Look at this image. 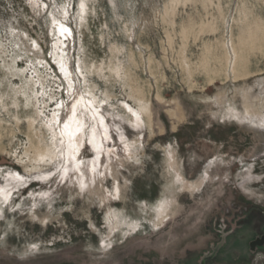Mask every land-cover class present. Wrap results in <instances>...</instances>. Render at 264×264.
I'll return each instance as SVG.
<instances>
[{"label":"rangeland","instance_id":"1","mask_svg":"<svg viewBox=\"0 0 264 264\" xmlns=\"http://www.w3.org/2000/svg\"><path fill=\"white\" fill-rule=\"evenodd\" d=\"M77 59L106 101L99 167L86 129L83 177L31 180L62 147L39 116L66 99L52 62L75 80ZM0 209V264H264V0H0Z\"/></svg>","mask_w":264,"mask_h":264},{"label":"snow or ice","instance_id":"2","mask_svg":"<svg viewBox=\"0 0 264 264\" xmlns=\"http://www.w3.org/2000/svg\"><path fill=\"white\" fill-rule=\"evenodd\" d=\"M35 8H39L40 5H34ZM44 8L48 7V4L45 3L43 5ZM79 8L81 9V19H83V10L85 5L83 2L79 4ZM51 35V33H49ZM72 35V30L61 24L58 29V37L62 39H68ZM35 45V41L31 42ZM37 53L39 54L40 49L36 48ZM51 56V52L48 53ZM55 64L57 71L59 73L60 79L65 81L63 87L57 84V91H63L66 99L58 100L52 109L48 110V116H45L44 112H40L39 116L44 118L47 121L46 127L48 130L49 136L56 140L57 131L59 132V139L57 143L62 147L56 148L55 151L57 155L53 159L47 160V165L43 174H37L35 176L30 177L31 180H35L38 182H48L52 183H60L67 179H70L69 172L73 174H78L80 177L84 176V172L80 171L81 166L84 165V159L80 157L81 149L84 147L85 140V130L87 129L92 135L90 138H87L88 151H94L96 153L94 159L97 161L96 165H90L87 170L95 172L96 168L99 167L98 161L100 159V152L103 148V144L96 140V125H104V116L101 115V107L105 100H101L100 103H96L95 97L91 94V92H85L83 84L80 82L83 78V73L81 72L80 63L77 59L74 64V71L76 73L75 80L70 79L72 73L69 72L64 63H58L56 61L52 62ZM74 84H79V87L74 88ZM51 102V101H50ZM124 108L127 109L129 113H131L135 117V123H130L129 128L132 134H136L143 127V120L141 117L133 111L131 107H129L126 103L123 105ZM63 117V119H61ZM87 121V123H85ZM19 123V122H18ZM117 139L119 143L123 144L124 151L127 152L129 150V145L125 143L126 137L120 132L119 128L115 129ZM103 139L106 141H111L112 137L108 134V128L106 126L103 127L102 132ZM143 135L140 134L136 137L137 140H143ZM23 139V137H21ZM135 144V141L133 142ZM66 144V147H65ZM139 147H143L142 144ZM171 147V145H169ZM108 153L114 152V148H108ZM171 156V153H169ZM138 163V161H137ZM211 163V162H210ZM106 167V165H105ZM59 174V175H58ZM17 178L24 183L25 178L21 176L19 173L16 174ZM100 175H103L101 172ZM204 178L207 179V172H204ZM55 178V179H53ZM203 183V181H201ZM26 186V184H25ZM51 187V184H48ZM87 185L82 181L79 184V191L75 192V194H69L66 199L68 201L67 211L69 213L72 212L73 204L72 201H77V207H79V199L86 191ZM194 190H199L198 188ZM8 196L4 197V202L6 203L8 200ZM20 194L17 193V196ZM45 197L48 195L47 193L43 194ZM111 195V194H110ZM113 199L120 198V189L119 187L115 188V196H112ZM31 210H36L38 205L35 203L31 204ZM46 207L50 208L51 205L48 204ZM19 203H15L14 206L9 207L7 211H15L19 209ZM163 208V205H161ZM41 211L44 210L43 207L40 208ZM4 209H0V220L4 219ZM33 219H36V216H33ZM42 223L47 224L48 221L44 220ZM91 227V225H88ZM134 230V229H133ZM36 246H32V250L35 251ZM32 253H26V255H31Z\"/></svg>","mask_w":264,"mask_h":264},{"label":"water","instance_id":"3","mask_svg":"<svg viewBox=\"0 0 264 264\" xmlns=\"http://www.w3.org/2000/svg\"><path fill=\"white\" fill-rule=\"evenodd\" d=\"M257 246H264V235H262L261 237H257L251 242L252 251H255Z\"/></svg>","mask_w":264,"mask_h":264},{"label":"bare ground","instance_id":"4","mask_svg":"<svg viewBox=\"0 0 264 264\" xmlns=\"http://www.w3.org/2000/svg\"><path fill=\"white\" fill-rule=\"evenodd\" d=\"M251 120V119H250ZM59 137V136H58ZM54 143V142H53ZM55 152V151H54ZM252 168V167H251ZM250 170V169H249ZM260 175V174H259ZM239 178V177H238ZM244 182H245V180L243 181V183L240 185V186H242V185H244ZM246 185V184H245ZM245 190H246V192L248 193V194H251L252 193V191L250 190V188H247L246 186L244 187V186H242ZM169 202H171V201H169Z\"/></svg>","mask_w":264,"mask_h":264},{"label":"flooded vegetation","instance_id":"5","mask_svg":"<svg viewBox=\"0 0 264 264\" xmlns=\"http://www.w3.org/2000/svg\"><path fill=\"white\" fill-rule=\"evenodd\" d=\"M261 235H263V233Z\"/></svg>","mask_w":264,"mask_h":264}]
</instances>
